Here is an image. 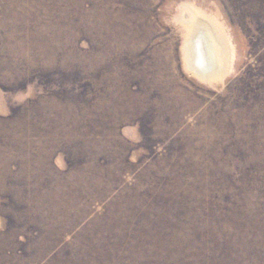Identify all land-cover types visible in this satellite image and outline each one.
Returning a JSON list of instances; mask_svg holds the SVG:
<instances>
[{"label":"rangeland","instance_id":"374dc122","mask_svg":"<svg viewBox=\"0 0 264 264\" xmlns=\"http://www.w3.org/2000/svg\"><path fill=\"white\" fill-rule=\"evenodd\" d=\"M0 264H264V0H0Z\"/></svg>","mask_w":264,"mask_h":264},{"label":"bare ground","instance_id":"6f19581e","mask_svg":"<svg viewBox=\"0 0 264 264\" xmlns=\"http://www.w3.org/2000/svg\"><path fill=\"white\" fill-rule=\"evenodd\" d=\"M196 40V39H195ZM194 50H195V53H196V60H195V64L196 66H200V67H203L204 65V61H205V55H204V51H203V47L202 46V43L197 39L195 42H194ZM205 48V47H204ZM207 68V66H206ZM198 69V68H197ZM202 70H205V69H202Z\"/></svg>","mask_w":264,"mask_h":264}]
</instances>
